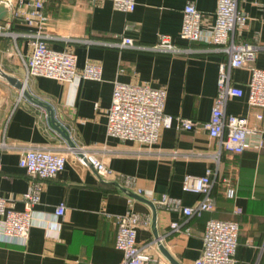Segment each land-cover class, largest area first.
Segmentation results:
<instances>
[{
	"label": "crops",
	"instance_id": "obj_1",
	"mask_svg": "<svg viewBox=\"0 0 264 264\" xmlns=\"http://www.w3.org/2000/svg\"><path fill=\"white\" fill-rule=\"evenodd\" d=\"M188 3L206 14L202 30L209 33L218 0H135L128 12L114 9L112 0H45L47 31L70 37L50 39L49 47L74 53L78 70L86 63L101 66L99 80L81 79L76 84L27 77L28 39L0 35V70L18 78L28 93L25 96L0 76V197L6 206L24 209L22 195L29 179L18 162L26 148H46L66 157L64 169L42 183L26 243L0 241V264H121L123 254L115 248L117 218L130 204L149 220L147 226L137 228V244L166 260L155 243L149 205L108 182H118L153 202L167 194L182 206H194L201 195L183 190V179L202 176L208 167L214 169L210 193L214 209L187 217L156 204L154 228L162 244L179 264H193L202 251L205 222L236 221L234 264H264V145L258 151L235 154L221 149L219 139L202 127L213 107L218 65L227 63L228 57L212 44L187 43L180 37L182 10ZM238 4L247 21L235 41L264 46V0H238ZM11 31L20 34L25 28L17 25ZM121 35L144 46L165 35L189 51L170 54L110 45ZM255 66L264 69V49L257 51ZM250 74L244 67L231 71L233 84L244 95L229 99L225 111L246 117L264 139V108L251 107L246 100ZM116 82L163 89L165 112L195 121L196 127L186 130L174 121L160 130L152 145L107 136V111ZM47 107L74 146L92 151L112 170V177L102 179L90 164L78 161L74 147L49 122ZM256 114L262 118L258 120ZM226 181L235 189L233 198L226 197ZM61 203L64 215L55 217ZM171 222L179 223L182 230L173 231Z\"/></svg>",
	"mask_w": 264,
	"mask_h": 264
},
{
	"label": "built area",
	"instance_id": "obj_2",
	"mask_svg": "<svg viewBox=\"0 0 264 264\" xmlns=\"http://www.w3.org/2000/svg\"><path fill=\"white\" fill-rule=\"evenodd\" d=\"M9 9L6 20L0 21V35L16 37L22 35L29 41L31 52L26 61L27 77H47L71 84L81 79L99 80L102 69L97 63H86L78 70L74 53L64 49L50 48L47 41L52 39L70 40L69 36L47 31L48 15L45 12V0H0ZM114 9L123 12L132 11L135 0H112ZM206 14L194 4L188 3L182 10L180 37L187 43L204 41L215 46L214 50L227 54L228 60L218 65L216 93L210 117L202 127L212 138H218L221 149L235 154L247 150H260L264 145L260 129L250 126L246 117L229 114L225 111L226 103L234 97H242L244 90L233 84L231 71L235 68H248L250 79L247 83L246 100L251 107L264 108V69L255 66L256 54L260 47L251 43H237L236 32L246 25L247 16L241 10L238 0H218L212 16L209 33L202 30ZM16 23L23 26L25 32L11 31ZM119 48L147 49L153 52L180 54L188 48L174 44L167 36H159L150 46L136 44L132 37L121 35L120 40L110 44ZM165 91L148 84H114L111 104L107 111L106 134L121 140H128L145 145L157 142L162 128H169L176 121L182 128L191 130L197 122L182 117H174L164 110ZM258 120L261 114L255 115ZM256 137V141L252 138ZM77 159L82 164H90L103 179L114 174L105 162L97 158L92 151L83 146H73ZM66 157L46 148L29 147L20 155L19 166L24 169L29 179L27 191L22 195L24 209L11 210L0 197V241L24 245L35 213V206L40 202L42 183L53 180L65 166ZM217 161V157H216ZM1 172V166H0ZM214 169L208 167L202 176L187 175L183 179L185 191L201 195V200L194 206H182L178 199L162 194L156 204L168 210L181 211L185 216H200L204 211L214 209V200L210 196ZM126 184L130 179L125 180ZM227 198H233L235 189L225 182ZM139 193V192H138ZM64 204L54 210V216H63ZM144 219L129 205L127 212L117 218L115 248L123 254L121 264H170L166 260L150 254L147 246L136 242L137 228L147 226ZM173 231L180 232L181 225L171 222ZM184 231L189 233V228ZM239 226L236 221L209 219L205 222L202 235V251L193 264H234Z\"/></svg>",
	"mask_w": 264,
	"mask_h": 264
},
{
	"label": "water",
	"instance_id": "obj_3",
	"mask_svg": "<svg viewBox=\"0 0 264 264\" xmlns=\"http://www.w3.org/2000/svg\"><path fill=\"white\" fill-rule=\"evenodd\" d=\"M9 16V9L8 7L3 3L0 2V21H4L7 19V17ZM0 76L6 81L8 82L10 85L14 86L15 88L23 91V94L25 96H28V93L24 90L23 88V83L16 77L3 72L2 70H0ZM47 111L48 113V117H49V122L52 124L53 128L59 132L61 134V136L67 141V143L70 146H74V144L72 143L67 131L56 121L52 110L50 107H47ZM101 178V177H100ZM103 179V178H102ZM116 187H118L122 192H124L125 194H127L130 198L135 199V200H139L142 201L144 203H146L147 205H149V207L152 210V227H153V236L155 239V243L157 245V248L159 250V252L161 253V255L170 263V264H179L170 254L169 252L166 250V248L164 247V245L162 244L160 237L156 231V229L154 228L155 226V213H156V202H153L152 200H149L147 198H144L142 196H140L139 194L123 187L122 185H120L118 182H108Z\"/></svg>",
	"mask_w": 264,
	"mask_h": 264
},
{
	"label": "trees",
	"instance_id": "obj_4",
	"mask_svg": "<svg viewBox=\"0 0 264 264\" xmlns=\"http://www.w3.org/2000/svg\"><path fill=\"white\" fill-rule=\"evenodd\" d=\"M16 23H14L13 25H12V27H11V30H13V29H16Z\"/></svg>",
	"mask_w": 264,
	"mask_h": 264
}]
</instances>
